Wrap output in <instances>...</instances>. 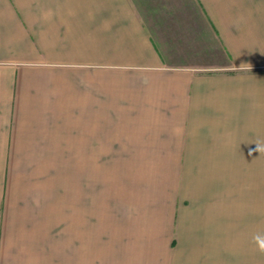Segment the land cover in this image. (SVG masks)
Instances as JSON below:
<instances>
[{"label":"crops","instance_id":"0c3cea01","mask_svg":"<svg viewBox=\"0 0 264 264\" xmlns=\"http://www.w3.org/2000/svg\"><path fill=\"white\" fill-rule=\"evenodd\" d=\"M264 0H0V264H264Z\"/></svg>","mask_w":264,"mask_h":264},{"label":"clouds","instance_id":"9594fccd","mask_svg":"<svg viewBox=\"0 0 264 264\" xmlns=\"http://www.w3.org/2000/svg\"><path fill=\"white\" fill-rule=\"evenodd\" d=\"M257 150L264 152V143L257 144ZM253 242L257 246V250L264 254V233H257L253 236Z\"/></svg>","mask_w":264,"mask_h":264}]
</instances>
